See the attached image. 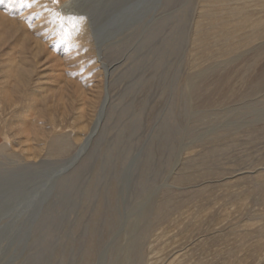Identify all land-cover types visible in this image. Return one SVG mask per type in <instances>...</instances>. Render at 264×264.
Wrapping results in <instances>:
<instances>
[{"label":"rangeland","instance_id":"374dc122","mask_svg":"<svg viewBox=\"0 0 264 264\" xmlns=\"http://www.w3.org/2000/svg\"><path fill=\"white\" fill-rule=\"evenodd\" d=\"M260 41L264 0H0V264H264Z\"/></svg>","mask_w":264,"mask_h":264},{"label":"bare ground","instance_id":"6f19581e","mask_svg":"<svg viewBox=\"0 0 264 264\" xmlns=\"http://www.w3.org/2000/svg\"><path fill=\"white\" fill-rule=\"evenodd\" d=\"M3 32V31H2ZM2 34V33H1ZM260 35V31H257L254 35H253V37H252V42H254V43H256L255 41H254V37H256L257 38V36H259ZM259 38V37H258ZM257 38V39H258ZM256 40V39H255ZM259 40V39H258ZM253 54V56L255 57H253L254 58V60L252 59L251 61H254V62H252V64H253V66L255 67V68H253V66H252V64H251V67L250 68H252L253 69V71H255L256 72V76L254 77L255 79H257V81H259L260 83H261V85H259V83H257L256 82V84H258L259 85V87H257V90L255 91L257 94H259L260 92H262V91H264V41H260L259 43H257V44H255V45H253V46H251V47H247L245 50H242L241 52H240V54L239 55H237V56H235V57H233L232 59L235 61V59L237 58V57H240V56H243V55H248V54ZM244 57V56H243ZM249 57V56H248ZM252 57V56H251ZM246 58V57H245ZM251 59V58H250ZM256 59V60H255ZM246 60H248V59H246ZM249 61V60H248ZM247 63V62H246ZM249 63V62H248ZM247 63V64H248ZM248 66V65H247ZM250 66V65H249ZM245 68H247V67H245ZM250 68H249V70H250ZM105 70L108 72L109 70H108V66H107V68L105 67ZM246 71V70H245ZM248 72V71H247ZM109 73V72H108ZM251 73H252V71H251ZM248 75H250V73L248 74ZM248 75H246L247 77H249ZM251 76V75H250ZM251 79H253V75H252V78ZM251 79L248 81V82H250L251 81ZM254 80V79H253ZM252 80V81H253ZM251 81V82H252ZM247 84V83H246ZM254 85V84H253ZM252 85V86H253ZM109 87V86H108ZM256 94V95H257ZM255 95V96H256ZM248 97H249V95H247ZM252 97V96H251ZM250 97V98H251ZM108 99H109V91H107L106 92V96H105V100H104V102H103V105H102V107H101V109H100V111H99V114H98V117L100 116V115H102L103 113H104V111H105V107H106V105H107V103L109 102L108 101ZM197 108H199V107H197ZM194 110H195V108H194ZM197 110V109H196ZM262 114V113H261ZM260 121H264V114H262V116L260 115V117L257 119V120H251V121H243L244 122V126L245 125H252V124H254V125H256L258 122H260ZM96 122V126L94 127V129H93V132L89 135V137L85 140V141H83L82 142V144L79 146V148H78V150H79V152H76L75 153V155L73 156V157H71L70 159H68V162H67V166H68V164L70 165V164H72V163H75L80 157H81V155L85 152V150H86V148H87V145H88V143H89V140H90V138H91V136H92V134L96 131V129H97V125H98V119L95 121ZM101 122V121H100ZM242 122V121H241ZM230 124V123H229ZM238 124H239V122H238ZM184 148V147H183ZM182 148V149H183ZM182 151H184V149L182 150ZM66 166V167H67ZM27 206V205H26ZM20 213H21V211H20Z\"/></svg>","mask_w":264,"mask_h":264}]
</instances>
